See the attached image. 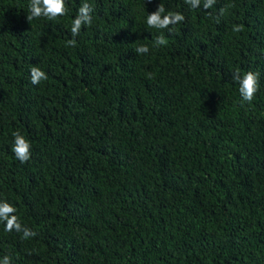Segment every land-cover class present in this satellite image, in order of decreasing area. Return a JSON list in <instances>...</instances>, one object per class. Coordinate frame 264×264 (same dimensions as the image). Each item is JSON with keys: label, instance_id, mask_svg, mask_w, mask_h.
<instances>
[{"label": "trees", "instance_id": "1", "mask_svg": "<svg viewBox=\"0 0 264 264\" xmlns=\"http://www.w3.org/2000/svg\"><path fill=\"white\" fill-rule=\"evenodd\" d=\"M65 2L29 22L30 0H0V201L37 233L0 222V261L264 264V0ZM161 3L172 31L146 23ZM237 69L259 73L251 104Z\"/></svg>", "mask_w": 264, "mask_h": 264}, {"label": "clouds", "instance_id": "2", "mask_svg": "<svg viewBox=\"0 0 264 264\" xmlns=\"http://www.w3.org/2000/svg\"><path fill=\"white\" fill-rule=\"evenodd\" d=\"M192 8H198L201 6L202 0H185ZM216 3V0H203V8L205 10L210 9ZM29 14L27 20L31 22L34 18L46 17L49 20H55L57 17L67 15L68 8L66 7L65 0H30L28 7ZM93 8L89 3H83L78 10L75 19L72 21L71 34L73 39L67 43L69 46H75L77 37L80 34L81 28L84 25H91L92 23ZM225 12L224 8L220 9V15ZM218 19V18H217ZM185 20V17L180 12H168L165 14V7L161 3L155 12L148 14L146 23L150 28L156 29H173L170 26H174ZM243 30V25H236L233 31L240 32ZM156 45H165L166 40L163 36L156 38ZM137 53H147L149 48L146 45H142L135 49ZM31 83L38 85L42 80H47L48 76L45 71L39 67H32L30 69ZM232 80L239 84V93L242 101L251 104L255 98L256 93L259 90V73L253 71H247L241 75L239 69L232 74ZM15 138L13 145V152L17 160L21 163H26L30 160L32 155L31 142L22 135L19 131L13 132ZM16 208L6 201H0V222H4L5 230L8 232L15 231L17 233H23L22 238L28 239L37 235L36 232L22 225L19 217L15 215ZM0 264H10V257L4 256Z\"/></svg>", "mask_w": 264, "mask_h": 264}]
</instances>
